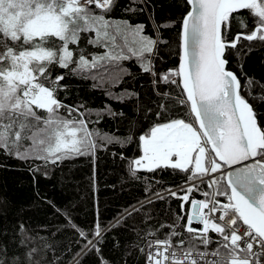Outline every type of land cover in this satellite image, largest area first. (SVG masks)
Returning a JSON list of instances; mask_svg holds the SVG:
<instances>
[{
    "label": "snow or ice",
    "instance_id": "snow-or-ice-1",
    "mask_svg": "<svg viewBox=\"0 0 264 264\" xmlns=\"http://www.w3.org/2000/svg\"><path fill=\"white\" fill-rule=\"evenodd\" d=\"M118 3L119 0H0V155L55 165L94 155L102 145L120 142V137L90 131L86 118L73 115L77 109L64 105L58 97V92L67 87L60 84L65 77L60 74L53 78V73L57 66L73 75L95 70L94 75L85 78L97 81V87L105 83L115 86L122 77L131 75L122 62L135 59L142 72L152 78L154 89L160 84L182 87L187 101L171 97L169 92L158 91L157 95L164 101L190 102L199 127L172 119L152 127L150 135H140L143 154L132 161V176L139 180L140 169L153 173L171 168L199 174L203 182V176L221 173L218 178H209V187L215 186L211 197L203 193L209 199L191 201L193 212L187 224H202V232L196 234V229L186 227L185 237L179 231L183 217L176 216L175 222L160 224V232L168 228L164 239H159L154 228L138 233L139 252L143 254L148 249L147 264H264V128L242 92L248 91L262 103L264 93L254 94L253 78L242 82L227 67L230 56L235 55L239 61L242 54H247L238 47L241 40L249 42L244 46L249 51L254 41L264 46V0H187L191 10L180 25V64L166 73H158L155 61L159 58L163 62L160 46L168 43L161 30L175 21L157 23L153 11V38L145 34L144 24L107 18ZM148 3L149 0H128L122 11L134 17L145 12ZM233 24L240 31L230 39ZM84 33H95V39ZM118 37L123 43L118 42ZM84 39L107 51L87 59L78 44ZM69 45H77L78 58ZM137 95L127 92L112 99L123 103ZM160 107L163 110L166 105L162 103ZM108 114L113 118L124 115L111 109ZM156 115L159 118L161 113ZM123 139L126 146L132 143L133 136ZM193 159L194 169L187 168ZM236 165L240 167L225 172ZM38 170L39 166L33 169ZM224 179L226 188L222 187ZM155 196L164 199L160 193ZM217 196L226 197L227 203L219 204ZM182 199L188 201L187 196ZM205 210L207 215L203 214ZM217 212L222 214L215 215ZM242 226L246 228L242 230ZM19 231L18 244L22 248L35 242L25 225L20 224ZM37 251L32 247L26 255L19 251L9 255L7 248L0 245V264H40L33 259Z\"/></svg>",
    "mask_w": 264,
    "mask_h": 264
},
{
    "label": "trees",
    "instance_id": "trees-1",
    "mask_svg": "<svg viewBox=\"0 0 264 264\" xmlns=\"http://www.w3.org/2000/svg\"><path fill=\"white\" fill-rule=\"evenodd\" d=\"M127 3L128 0H119L107 18L117 21L128 19L133 25L144 24L145 34L153 38L155 33L150 15L153 11L157 23L175 21L173 26L161 30L168 43L160 46L159 56L163 57V62L157 58L155 66L158 73L178 68L180 25L189 11L187 0H149L147 10L134 17L122 11ZM244 14L247 15L246 11ZM239 31L233 24L230 39ZM82 35L95 39V33ZM118 42L123 43L122 38L118 37ZM78 44L89 60L107 51L89 44L87 39ZM245 45L249 42L241 40L238 47L247 54H242L239 61L235 55L230 56L227 67L242 82L248 77L253 78L254 94L264 93V46L254 41L249 51ZM69 48L78 58L77 45H69ZM122 66L127 67L131 75L122 77L115 86L105 83L97 87V81L85 78L94 75L95 70L73 75L57 66L53 73V78L60 74L65 77L60 84L67 87L58 92V97L64 105L77 109L73 115L86 118L90 131L120 137V142L102 145L94 155L58 161L55 165L0 155V245L7 248L9 255L17 251L26 255L32 247H37L33 259L40 264H146V248L141 254L137 247L140 243L138 233L142 235L148 228H154L159 239H164L168 228L160 232V224H171L176 216H180L183 220L179 231L188 236L186 219L190 200L183 201L184 191L175 195L166 191L201 176L192 171L168 168L153 173L138 170L137 175L141 179L137 180L130 171L132 161L141 156L140 135H150L152 127L172 119H183L192 124L188 104H179L171 99L164 101L157 92H169L171 97L185 101L186 96L182 87L177 88L176 85L160 84L154 89L152 78L142 72L135 59L123 61ZM127 92L138 95L125 99L123 103L112 99ZM242 95L256 110L258 122L264 128V103L254 99L248 91H243ZM162 103L166 105L163 110L160 107ZM108 109L122 111L124 115L113 118ZM158 112L161 113L159 118ZM130 134L133 141L125 146L123 138ZM37 166L39 170L33 171ZM187 168L194 169L193 165ZM189 176L194 178L189 180ZM222 187H227L224 180ZM204 192L209 193L207 184L193 185L190 199L206 198ZM155 193H160L164 199H157ZM149 200L153 202L149 204ZM218 200L227 203L224 196H218ZM20 224L25 225L28 234L34 238L35 242L28 248L18 244ZM97 226L99 235H96Z\"/></svg>",
    "mask_w": 264,
    "mask_h": 264
},
{
    "label": "water",
    "instance_id": "water-1",
    "mask_svg": "<svg viewBox=\"0 0 264 264\" xmlns=\"http://www.w3.org/2000/svg\"><path fill=\"white\" fill-rule=\"evenodd\" d=\"M189 6V11L191 10V5H188ZM180 44H181V39H180ZM181 51V50H180ZM179 64H180V62H179ZM185 96H186V94H185ZM186 99H187V97H186ZM189 103V105H190V102H188ZM191 107V106H190ZM192 115H193V117H194V119H195V115L192 113ZM196 121V120H195ZM196 124H197V127H199V124L196 122ZM210 147V146H209ZM251 161H249V162H246V163H250ZM236 167H240V165H236V166H233V168L232 169H227V171H232V170H234ZM225 182H226V184H227V180L225 179ZM192 212H193V206H192V208H191V214H192ZM188 227H193L194 229H197V230H199L200 228H201V226H200V224H196L195 222L193 223V224H191V225H189L188 224Z\"/></svg>",
    "mask_w": 264,
    "mask_h": 264
},
{
    "label": "built area",
    "instance_id": "built-area-1",
    "mask_svg": "<svg viewBox=\"0 0 264 264\" xmlns=\"http://www.w3.org/2000/svg\"><path fill=\"white\" fill-rule=\"evenodd\" d=\"M220 174H221V173H210V174H207V175H206L205 179L209 182V178H210V177H217V176L220 175ZM203 214H204V215H207V214H208V213H207V210H205ZM220 214H222V213H220V212L215 213V215H220ZM243 229H245V227L242 226V230H243ZM147 251H148V249H147Z\"/></svg>",
    "mask_w": 264,
    "mask_h": 264
},
{
    "label": "rangeland",
    "instance_id": "rangeland-1",
    "mask_svg": "<svg viewBox=\"0 0 264 264\" xmlns=\"http://www.w3.org/2000/svg\"><path fill=\"white\" fill-rule=\"evenodd\" d=\"M193 126H194V125H193ZM194 127H195V126H194ZM195 128H196V127H195ZM142 154H143V153L141 152V156H142ZM194 155H195V154H194ZM141 156H140V157H141ZM140 157H139V158H140ZM139 158H138V159H139ZM191 165H193V167H195V161H194V159H193L192 163H190V164L187 165L186 167H189V166H191ZM140 170H143V169H140Z\"/></svg>",
    "mask_w": 264,
    "mask_h": 264
}]
</instances>
